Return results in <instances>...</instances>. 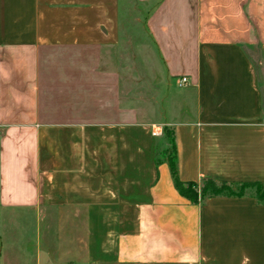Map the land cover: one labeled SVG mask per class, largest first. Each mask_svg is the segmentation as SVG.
<instances>
[{"label":"crops","instance_id":"0c3cea01","mask_svg":"<svg viewBox=\"0 0 264 264\" xmlns=\"http://www.w3.org/2000/svg\"><path fill=\"white\" fill-rule=\"evenodd\" d=\"M130 1L188 81L178 179L264 185V0H0V264H264V205L182 197L161 127L94 66Z\"/></svg>","mask_w":264,"mask_h":264},{"label":"rangeland","instance_id":"374dc122","mask_svg":"<svg viewBox=\"0 0 264 264\" xmlns=\"http://www.w3.org/2000/svg\"><path fill=\"white\" fill-rule=\"evenodd\" d=\"M125 5L121 42L116 48L102 51L100 58L94 60V66L101 72L114 75L120 88V99L124 102L127 112L134 113L137 120L160 126L163 133L164 129L170 128L172 120L179 119L186 113L183 108L184 87L178 85L177 76H174L171 84L163 60L148 35L145 21L149 6L135 1L127 2ZM195 184V190L199 192L203 180ZM231 189L236 193L264 192V188L239 185H233ZM11 229L14 234L12 238L9 237L7 230H3L1 241H4V247H10L9 257L13 259L24 254L23 251L15 250L19 246L17 240L23 237V231L19 223L13 224ZM14 246L16 247L13 249Z\"/></svg>","mask_w":264,"mask_h":264},{"label":"trees","instance_id":"16d2710c","mask_svg":"<svg viewBox=\"0 0 264 264\" xmlns=\"http://www.w3.org/2000/svg\"><path fill=\"white\" fill-rule=\"evenodd\" d=\"M163 135L166 138L169 149L167 151V163L173 179V184L177 192L193 204H202L209 198L214 197H243L245 195L252 196L259 204L264 205V192H257L255 194H247L242 192H234L231 189L233 185H239L244 187H256L264 188V185L258 182L255 183H238L230 184L225 182H217L210 178L203 180V186L198 192L195 190V182H181L177 177L176 164H175V148L172 140L171 129H164Z\"/></svg>","mask_w":264,"mask_h":264},{"label":"built area","instance_id":"2783aa9c","mask_svg":"<svg viewBox=\"0 0 264 264\" xmlns=\"http://www.w3.org/2000/svg\"><path fill=\"white\" fill-rule=\"evenodd\" d=\"M178 85L180 86V87H184V86H186L187 84H188V81H187V78L186 77H182V78H180L179 79V81H178Z\"/></svg>","mask_w":264,"mask_h":264}]
</instances>
